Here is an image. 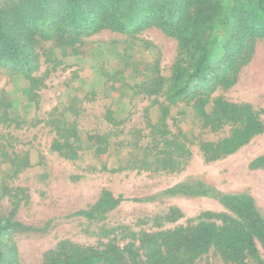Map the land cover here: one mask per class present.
<instances>
[{
	"label": "rangeland",
	"instance_id": "1",
	"mask_svg": "<svg viewBox=\"0 0 264 264\" xmlns=\"http://www.w3.org/2000/svg\"><path fill=\"white\" fill-rule=\"evenodd\" d=\"M235 1L222 0L226 13ZM224 32L215 33L219 41ZM178 50L155 25L136 34L104 29L74 51L42 43L30 74L0 69V213L31 228L11 235L22 264L41 263L65 241L130 244L145 264L161 243L146 235L235 216L227 194L250 195L264 217V38L254 40L234 82L205 95V114L196 98H168ZM218 102L249 107L258 119L229 153L205 146L241 125ZM105 195L119 203L85 214ZM256 248L258 258L239 264H264V248ZM195 263L238 264L215 249Z\"/></svg>",
	"mask_w": 264,
	"mask_h": 264
},
{
	"label": "trees",
	"instance_id": "2",
	"mask_svg": "<svg viewBox=\"0 0 264 264\" xmlns=\"http://www.w3.org/2000/svg\"><path fill=\"white\" fill-rule=\"evenodd\" d=\"M152 25L179 44L169 77L168 98H196L201 114H205V95L217 85L234 82L240 67L250 58L254 40L264 38V0H236L229 13L222 0H0V69L32 73L39 66L44 42L64 44L74 51L83 37L101 30L136 34ZM223 29L228 36L219 41L215 33ZM214 54L218 56L214 58ZM218 104L221 115L241 120V125L217 143L207 142L205 146L229 153L257 131L258 119L249 107ZM218 155L214 152L206 157L215 159ZM222 197L235 216L216 215L221 224L203 220L193 226L146 235L152 241L160 238L161 243L156 241V246L146 252L144 263L196 264L195 259L211 249L238 264L248 256L258 258L256 242L264 248V217L254 198L244 193ZM118 203L119 198L105 195L85 214L90 216ZM25 229L31 228L11 214L0 213V264H22L11 235ZM38 264L142 262L130 244L121 247L107 243L95 248L65 241L48 251Z\"/></svg>",
	"mask_w": 264,
	"mask_h": 264
}]
</instances>
